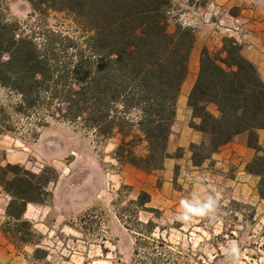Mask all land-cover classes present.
Here are the masks:
<instances>
[{
	"label": "rangeland",
	"instance_id": "1",
	"mask_svg": "<svg viewBox=\"0 0 264 264\" xmlns=\"http://www.w3.org/2000/svg\"><path fill=\"white\" fill-rule=\"evenodd\" d=\"M169 1L168 30L188 26L194 40V27L204 20L213 19L225 34L244 29L224 18L214 0ZM0 12L25 29H52L78 41L88 35L66 12L33 11L27 0H0ZM217 44L209 43L211 52ZM202 45L193 41L191 48ZM18 99L0 87V167L40 174L34 182L49 178L32 196L47 200L45 191L51 193L49 202L27 203L19 221L6 215L5 229L31 251L29 264H264V185L261 197L260 176L247 168L251 160L245 170L259 180L250 190L192 168L183 148H167L171 157L161 168L144 171L114 159L117 137L100 138L77 123L39 122L15 111ZM254 168L262 171L264 163ZM141 192L149 196L143 205L135 202ZM8 200L0 184V210Z\"/></svg>",
	"mask_w": 264,
	"mask_h": 264
},
{
	"label": "trees",
	"instance_id": "2",
	"mask_svg": "<svg viewBox=\"0 0 264 264\" xmlns=\"http://www.w3.org/2000/svg\"><path fill=\"white\" fill-rule=\"evenodd\" d=\"M27 1L33 11L66 12L88 35L78 41L52 29H25L0 12V87L19 97L15 111L39 122L77 123L103 139L117 137L116 161L144 171L160 169L171 157L167 142L187 73L192 28L178 24L168 30L169 0ZM186 104L192 118H198L189 126L203 135L188 146L192 165L200 166L245 132L247 145L263 153L247 165L260 176L262 197L264 170L254 167L264 163L257 140V129L264 127V81L233 38H223L215 52L201 48ZM208 104L216 114L207 110ZM0 171L9 218L19 221L27 203L49 202L48 191L47 200L32 196L45 190L49 178L34 182L40 174L19 165L6 164ZM148 201L141 192L135 202Z\"/></svg>",
	"mask_w": 264,
	"mask_h": 264
},
{
	"label": "crops",
	"instance_id": "3",
	"mask_svg": "<svg viewBox=\"0 0 264 264\" xmlns=\"http://www.w3.org/2000/svg\"><path fill=\"white\" fill-rule=\"evenodd\" d=\"M219 9L225 11L224 18L242 24L244 29L239 33L225 34L216 29V21L204 20L199 26H195V45L202 43L208 50L209 43L217 42L216 49L221 47L222 38L232 36L240 45L241 55L251 62L258 76L264 81V0H214ZM218 19V18H217ZM216 20V19H215ZM202 45V46H203ZM199 48L193 47L189 52L187 76L183 80L177 97L175 118L168 137L167 148L174 151L183 148L185 159L192 168H206L208 172L216 171L221 178L228 181L231 186H241L250 190L255 189L259 176L247 172L246 164L255 155V150L247 145L245 132L239 133L231 141L222 145L211 157L200 166L192 165L188 146L190 143H198L203 135L189 126V121L198 122V118H192L191 109L187 106V95L196 78L199 66ZM179 106V107H178ZM207 110L216 114L213 104L207 105ZM180 112V113H179ZM257 140L264 149V127L257 129ZM171 159V158H170ZM181 158H176L174 164H179ZM242 179L245 182H240ZM0 264H29L33 260L31 251H27V243L15 241L9 231L5 229V206L0 210Z\"/></svg>",
	"mask_w": 264,
	"mask_h": 264
},
{
	"label": "clouds",
	"instance_id": "4",
	"mask_svg": "<svg viewBox=\"0 0 264 264\" xmlns=\"http://www.w3.org/2000/svg\"><path fill=\"white\" fill-rule=\"evenodd\" d=\"M184 208L188 209V205L187 204H183L182 205ZM189 211H191V209H188Z\"/></svg>",
	"mask_w": 264,
	"mask_h": 264
}]
</instances>
